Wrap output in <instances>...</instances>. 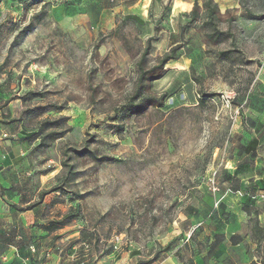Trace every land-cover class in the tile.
Segmentation results:
<instances>
[{
  "label": "rangeland",
  "instance_id": "rangeland-1",
  "mask_svg": "<svg viewBox=\"0 0 264 264\" xmlns=\"http://www.w3.org/2000/svg\"><path fill=\"white\" fill-rule=\"evenodd\" d=\"M64 1L0 3V110L33 144L17 169L43 209L36 236L65 264L219 263L211 178L234 170L264 96V0H213L215 26L207 0H82L80 18ZM149 37V66L177 58L145 91L164 105L135 112Z\"/></svg>",
  "mask_w": 264,
  "mask_h": 264
},
{
  "label": "crops",
  "instance_id": "crops-1",
  "mask_svg": "<svg viewBox=\"0 0 264 264\" xmlns=\"http://www.w3.org/2000/svg\"><path fill=\"white\" fill-rule=\"evenodd\" d=\"M74 1L66 0L58 6L63 17L80 18L83 14L80 9L83 1L79 0L77 4ZM260 102V108H250L255 121L247 143L250 147L242 148L239 159H231L235 166L233 171L220 174L219 228L213 241L214 244L226 245V252L219 257L217 264H233L238 259L242 264H250L252 258L247 252V244L252 245L251 249L256 247L251 232H243L249 218L243 206L251 201L249 198L253 195L264 193V96ZM27 132L23 121L14 120L10 111L0 110V184L7 188L4 194H0V264H65L56 253H51L49 236L44 238L42 231L41 237L36 236L37 228H43L40 220L43 209L40 204L28 207L34 201L29 187L33 176L17 169L33 145ZM241 144L247 145L243 139ZM255 203L262 209L259 218L264 225V204ZM158 264L179 263L169 252Z\"/></svg>",
  "mask_w": 264,
  "mask_h": 264
},
{
  "label": "trees",
  "instance_id": "trees-1",
  "mask_svg": "<svg viewBox=\"0 0 264 264\" xmlns=\"http://www.w3.org/2000/svg\"><path fill=\"white\" fill-rule=\"evenodd\" d=\"M1 2L2 0H0V3ZM205 6L207 7V16H208L209 24L215 26L216 20H217L218 4L214 2L213 0H207L205 2ZM126 18L127 19L128 18L138 19L139 17H137L136 15H127ZM30 24H32V22ZM221 34H225V33L222 32ZM152 41H153V37H149L147 40V44L144 48V51L141 54V57L137 62V72H138L137 87L131 99L132 101L131 104L135 106L136 108L135 112H142L148 106L153 105V104L160 105V106L164 105L167 93L162 94V96L160 97L162 101H160V103H154L153 101H150L151 97L146 95L145 91L151 88V83L154 80L162 78L165 75V73L167 72V69L165 68L167 63L170 60L177 58L173 52L165 53L163 56L159 57L156 64L149 66L148 57L151 52ZM137 99H140V101L138 103H135ZM61 134L62 133H55L51 139H56L57 137L61 136ZM48 144L49 143H46V140L42 138L40 145L44 146ZM247 146H248L247 148H249L250 143ZM63 164L65 166L71 167V165H68L66 161ZM61 188H62L61 186H56L52 188L51 191H57ZM6 190L7 188L0 184V194H4ZM48 192L49 191L42 193L41 196ZM254 196L257 197L259 195H253L252 197H250L249 199L251 201H247L243 206V210L247 213L251 221V226H250L251 239L253 243L256 244V247L253 249L254 252L251 253L252 261L250 264H264V225L261 223L260 218H259V215L262 209L260 206L256 205L255 201H258V200L254 198ZM36 204L35 203L30 204L28 205V207L31 208L35 206ZM246 248H247V252L250 253L252 250L251 245L247 244ZM152 262L153 261H147L144 264H150Z\"/></svg>",
  "mask_w": 264,
  "mask_h": 264
},
{
  "label": "built area",
  "instance_id": "built-area-1",
  "mask_svg": "<svg viewBox=\"0 0 264 264\" xmlns=\"http://www.w3.org/2000/svg\"><path fill=\"white\" fill-rule=\"evenodd\" d=\"M216 172H214L213 177L211 178V189L213 193L217 194L220 191V186L218 182L215 180ZM259 202L264 204V193L260 194L259 196H254ZM221 200L217 199L215 202V207H218L220 204Z\"/></svg>",
  "mask_w": 264,
  "mask_h": 264
}]
</instances>
